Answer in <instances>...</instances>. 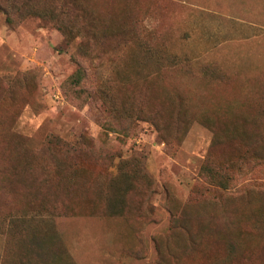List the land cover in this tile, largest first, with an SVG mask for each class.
Returning a JSON list of instances; mask_svg holds the SVG:
<instances>
[{
  "label": "rangeland",
  "instance_id": "1",
  "mask_svg": "<svg viewBox=\"0 0 264 264\" xmlns=\"http://www.w3.org/2000/svg\"><path fill=\"white\" fill-rule=\"evenodd\" d=\"M51 6L0 12V264H156L157 246L165 264H264V163L226 189L200 173L246 148L211 150L215 130L262 126L264 0ZM122 163L141 165L125 213L96 214Z\"/></svg>",
  "mask_w": 264,
  "mask_h": 264
},
{
  "label": "trees",
  "instance_id": "2",
  "mask_svg": "<svg viewBox=\"0 0 264 264\" xmlns=\"http://www.w3.org/2000/svg\"><path fill=\"white\" fill-rule=\"evenodd\" d=\"M37 0H0V12L6 14L7 21L13 22L12 15L23 16V15H38L42 17H49L51 12L54 13L56 10L49 4L52 3L50 0L47 6H40ZM60 12V10H59ZM76 76L73 78L75 83L79 82L81 78L80 71H77ZM262 126L259 130H256L255 133L248 139L235 131H216L213 134L212 142L210 145V149L214 150L218 147H228L229 149H236L237 144L243 143L246 148L243 151H239L235 155L234 160H230L226 163L224 162H213L209 158H206L203 164L200 167V173L205 176L209 181L213 184L219 186L222 189H226L229 185V182L235 177L232 176L231 172L234 171L236 174L244 173L242 169V164L249 159L254 162H263L264 163V110L262 112ZM148 119L154 123L159 129H162L163 124L156 119L155 116L148 117ZM206 125L212 128V123L204 122ZM182 124H185V119L180 117L177 121V128H179ZM214 129V126H213ZM164 130V129H162ZM236 164H234V163ZM129 163H122L119 165L118 175L116 177H112L108 180L107 189L105 190V183L100 187L102 196L97 198L98 206L101 205V208H97L96 214L101 213L102 215H120L124 214L123 208H125L122 198L125 196L127 191L139 178H140V170L141 165H136L127 169ZM215 164V165H214ZM122 183L126 184V187L120 186ZM112 190H118L116 196H111ZM118 205L117 210L113 209V205ZM63 205L60 206V209ZM65 205V209L60 210L62 214L64 213H72L79 214L80 212L76 211V207L67 208ZM99 209V211H98ZM94 214V213H89ZM158 249V259L156 264H165L164 263V252L160 246H157ZM235 251V244L232 241H226V253L228 255H232Z\"/></svg>",
  "mask_w": 264,
  "mask_h": 264
}]
</instances>
